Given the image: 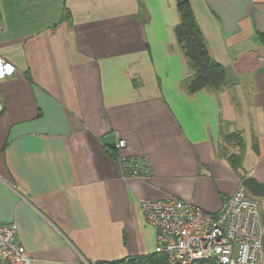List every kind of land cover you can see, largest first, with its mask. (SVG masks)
I'll return each mask as SVG.
<instances>
[{
  "label": "crops",
  "instance_id": "crops-1",
  "mask_svg": "<svg viewBox=\"0 0 264 264\" xmlns=\"http://www.w3.org/2000/svg\"><path fill=\"white\" fill-rule=\"evenodd\" d=\"M189 1L219 86L189 89L176 0H0L17 67L0 81V223L36 264H153L142 198L217 212L245 177L264 189V0Z\"/></svg>",
  "mask_w": 264,
  "mask_h": 264
},
{
  "label": "built area",
  "instance_id": "built-area-1",
  "mask_svg": "<svg viewBox=\"0 0 264 264\" xmlns=\"http://www.w3.org/2000/svg\"><path fill=\"white\" fill-rule=\"evenodd\" d=\"M3 29L0 13V32ZM260 60L264 64V49ZM16 71V65L0 55V81ZM126 146L124 138L114 145L118 152ZM117 158L125 174L147 175V158ZM140 206L146 221L159 229L155 251L166 256V264H263L260 201L248 194L243 181L217 212L178 198H142ZM0 264H36L14 224L0 223Z\"/></svg>",
  "mask_w": 264,
  "mask_h": 264
},
{
  "label": "trees",
  "instance_id": "trees-1",
  "mask_svg": "<svg viewBox=\"0 0 264 264\" xmlns=\"http://www.w3.org/2000/svg\"><path fill=\"white\" fill-rule=\"evenodd\" d=\"M176 2L180 20L175 31L179 41L185 48L194 70L189 89L194 91L206 86H219L226 76L224 67L216 63V61L210 56L201 29L195 20L190 1L176 0ZM112 153L113 155H116L114 150H112ZM243 182L246 185L247 190L256 196L264 192L263 186L256 183V181L251 178L245 177ZM158 255L159 258L156 259L153 264H166V256L162 253H158ZM133 261L137 260L135 259ZM95 264H131V262L117 260L100 261Z\"/></svg>",
  "mask_w": 264,
  "mask_h": 264
},
{
  "label": "water",
  "instance_id": "water-1",
  "mask_svg": "<svg viewBox=\"0 0 264 264\" xmlns=\"http://www.w3.org/2000/svg\"><path fill=\"white\" fill-rule=\"evenodd\" d=\"M102 140L109 147H113L115 145V143H116L117 136L115 134H113V133H109L107 135H104Z\"/></svg>",
  "mask_w": 264,
  "mask_h": 264
}]
</instances>
